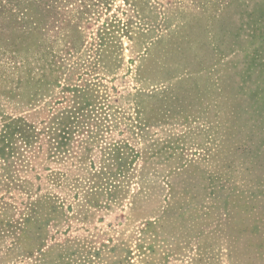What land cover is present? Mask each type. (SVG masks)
Listing matches in <instances>:
<instances>
[{
  "label": "rangeland",
  "instance_id": "374dc122",
  "mask_svg": "<svg viewBox=\"0 0 264 264\" xmlns=\"http://www.w3.org/2000/svg\"><path fill=\"white\" fill-rule=\"evenodd\" d=\"M18 1L0 0V45L18 35ZM49 7L57 56L119 60V94L154 91L162 125L152 133L191 162L202 202L145 236L127 214L98 215L73 241L99 264H264V0Z\"/></svg>",
  "mask_w": 264,
  "mask_h": 264
},
{
  "label": "trees",
  "instance_id": "16d2710c",
  "mask_svg": "<svg viewBox=\"0 0 264 264\" xmlns=\"http://www.w3.org/2000/svg\"><path fill=\"white\" fill-rule=\"evenodd\" d=\"M14 10L18 35L0 45V264H99L72 238L98 215L127 214L145 236L201 207L191 162L152 133L154 91L119 94V60L57 56L49 0Z\"/></svg>",
  "mask_w": 264,
  "mask_h": 264
}]
</instances>
